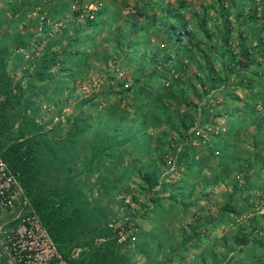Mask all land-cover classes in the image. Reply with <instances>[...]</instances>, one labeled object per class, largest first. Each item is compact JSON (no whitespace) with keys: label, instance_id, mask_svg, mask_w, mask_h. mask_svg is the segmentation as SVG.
Masks as SVG:
<instances>
[{"label":"trees","instance_id":"1","mask_svg":"<svg viewBox=\"0 0 264 264\" xmlns=\"http://www.w3.org/2000/svg\"><path fill=\"white\" fill-rule=\"evenodd\" d=\"M53 1L10 0L11 20L0 10V156L30 198L62 256L72 264H139L133 260L136 253L145 255V261L140 264H171L174 258H179L177 264H264V252L256 254L264 249V234H258L264 231V221L261 220L264 215L257 218L249 216L247 226L232 228L229 236L218 239L216 244L223 251L220 254L214 251V242L197 232L208 225L218 228L226 220L231 221L240 210L247 213L254 206L253 195L248 194L242 200L236 196L250 190L249 172L260 174L261 169L264 170V147L260 146L264 140H256V136L254 150L243 148L242 140L238 139L234 147L240 148V153L233 157L230 151L226 152L227 159L215 173V179L231 184L232 191L226 192V200L207 225H190L189 231L181 230L180 238L174 240L162 224L157 229L158 233L140 230L133 239L120 244L108 227L115 216L111 205L116 202L125 205L124 195L131 191V184L138 180L139 191L144 194L157 185L159 168L151 160L157 156V151L175 153L174 143L191 148L189 142L194 130L190 128L197 117L207 111L205 104L213 96L212 91L227 89L232 74L238 71L237 67L247 68L254 61L255 48L264 55V33L256 36L257 47H254L249 36V32L254 35L252 26L247 30L240 26L252 18L257 21L256 12L253 10L245 14V0H230L227 6L223 3L225 0H214L210 7L215 8L216 1L219 8L215 16L207 13L206 6L196 14V27L188 28L181 12L185 7L184 0H179L172 9L151 15L146 11L156 6V0H136L138 7L141 6L137 14L142 16V20L132 17L107 31L114 49H125L129 53L127 62L136 61L138 69L130 85L116 92V85L123 86L125 82L115 80L116 83H111V75L108 74L100 84L99 94L104 98L113 94L116 97L108 102L106 110L91 115L90 109L99 105V99L82 98L77 103L76 112L66 119L65 126L58 122L48 129L46 125L51 120L39 122L34 119L40 110L37 99L43 96L51 101L55 94L61 92L75 64L76 68L80 67L86 56L96 54L88 48L89 42L94 41L103 26H112L117 14L110 12L104 20L101 10L94 16L87 15L83 24L76 25L71 35L67 34V28H61L59 37L49 40L40 56L34 60L24 59L25 52L32 48L37 38L33 37L28 42L24 33L15 31L16 24L22 20L26 9L40 6L37 33H46L47 36L51 30L47 20L55 16L58 20L68 8L66 2L58 7V3L53 4ZM231 11L234 12V20L238 21L237 27L229 18ZM81 13V9L74 12L76 17ZM213 18L218 20L213 24L217 33L214 39L207 26ZM9 24L14 26L8 30L6 27ZM85 27L93 33L81 37ZM235 30L237 50L233 48ZM258 31L260 33L264 28ZM151 32L163 36L153 49L148 50L144 41ZM65 34L67 40L61 44V50H52ZM14 35L16 39L10 42ZM196 35L200 37L195 39ZM74 43L77 48L71 52L70 47ZM99 58L105 60L107 54L99 53ZM143 63L151 65V69L139 68ZM24 64H33L31 70H23V78L27 80L25 86L21 83L22 77L15 79L16 70ZM57 64L67 68L55 72L52 67ZM191 65L196 68L195 72H191L194 82L180 84V71H188ZM168 75L172 79L167 82L166 91L152 90L158 80L167 81ZM155 92L159 95L155 109L146 115V107L151 108L148 104L153 101ZM188 94L197 97L198 101L190 100ZM166 97L174 98L181 106L169 108L163 102ZM122 104L132 109L134 117L127 119L125 108L120 109ZM86 107L88 111L85 113ZM250 121L256 123L253 118ZM150 128L155 131L154 137L149 134ZM235 130L231 121L227 133ZM219 145L215 149H221ZM186 165L190 166L184 181L194 184L199 177L196 171L203 164L190 159ZM233 172L241 173L242 185L238 186L236 177L231 176ZM178 188L175 192L182 196L179 203L186 209L191 205L183 198L187 191L183 187ZM132 200L135 201V198L132 197ZM177 204V198L173 197L171 206L176 207ZM163 207L162 203L153 202L150 209L155 212L163 210ZM142 213L144 215L147 211ZM160 219L164 220L165 214ZM164 234L169 237L168 241L160 239ZM155 238H159L156 243ZM195 240L210 243L203 254L187 260L185 253L190 248L189 243ZM77 248L79 251L74 254ZM241 251H246L247 262H243L241 257L232 261ZM160 252L164 256L162 260L157 257Z\"/></svg>","mask_w":264,"mask_h":264},{"label":"rangeland","instance_id":"2","mask_svg":"<svg viewBox=\"0 0 264 264\" xmlns=\"http://www.w3.org/2000/svg\"><path fill=\"white\" fill-rule=\"evenodd\" d=\"M178 1L179 0H156V6L147 9L146 12L149 15L159 14L161 10L174 8ZM184 1L185 7L181 9V12L184 16L185 22H187L188 28L196 27V14L197 12L206 9V6L208 7L206 9L207 13L212 14V17L215 16L216 12L219 10L218 2L216 1V7H210V4L214 3V0ZM229 1L230 0L223 1L224 5H229ZM65 2L68 4L65 15L58 20L57 16L47 20V25L51 27L47 36L46 33H37L39 20L38 11L40 10V6L25 10L22 20L16 24L15 31L24 33L28 42H31L33 37H36L37 40L34 45H32V48H29L27 52H25L24 59L34 60V58L40 56L44 50L45 44L49 40H54L59 37V34H61L59 30L61 28H67V34L71 35L72 30L76 28V25L83 24L84 17L87 15L91 17L93 14L95 15L101 10V18L104 20L108 17L110 12H117V14L116 18L112 21V26H103V29L97 32L94 41L89 42L88 48L94 50L96 54L90 55L89 57L86 56L84 58L85 62L82 65L81 63L79 64L80 67L76 68L75 64L73 71H71V77L68 78L67 83L63 85L61 92L55 94L51 101H47L43 96H40V98L37 99V102L40 103V110L34 119L39 122H48V120H51V122L46 125L48 129L58 122L65 126L66 119L71 116L72 113L76 112L77 103L82 98L92 97L99 99V105L95 109H90L91 115L97 111L103 112L108 107V102L113 100L116 96L113 94L106 98L102 97L99 94L101 82L105 81L108 74L111 75V83H116L115 80L124 81L125 84L123 86L116 85L115 91L120 92V89L130 85L135 70L138 69L135 60L133 62H127V56L129 53L123 48L120 51L115 50L112 42H110L107 37V31L111 27L114 29L116 25L121 24L125 20H130L132 17H135L136 19L138 18L140 21L142 20V16L140 17L137 14L138 10H141V6L138 7L136 0H54L53 4L58 3L59 7ZM245 2V14L254 10L256 12L255 15L258 16V20L256 21V19L252 18L245 23H241L242 25L240 26L246 30L252 26L251 30H253L254 35L249 32V36L252 45L257 47L255 46L256 36L264 33V31H261L260 33L258 31L259 28H264V0H245ZM9 3L10 0L0 2V10L5 12L8 20H11L12 11L8 6ZM95 8H97V11L94 10ZM78 9H81L82 13L76 17L74 12ZM229 16L232 20V25L237 27L238 21L234 20V12L231 11ZM245 17H247V15H245ZM216 21L218 20L213 18L207 25L209 30H211L212 39H214L217 34L215 27L213 26ZM13 26L14 25L9 24L6 28L9 30L10 28H13ZM88 33L92 34L93 31L85 27L80 36L84 37ZM67 34L62 37L60 43L52 47V50L58 52L61 50V44L67 40ZM162 36L163 35L161 34L151 32L144 41L147 49H153L157 40ZM199 37V35H196L195 39H198ZM12 39H16V35H14L9 41L11 42ZM233 44V48L237 50V30L234 31ZM76 48V43H74L70 47L71 52L76 51ZM99 53H106L107 58L102 60L99 58ZM253 55L254 61L251 65L247 68L242 66L237 67L238 71L235 74H232V81L228 83L227 89L220 88L219 90L212 91L213 96L205 104L207 111L201 113L190 128V130H194L192 133V139L189 142L192 147L183 148L180 144H175L173 142V145L176 147L175 153L165 152L163 154L162 150H158L157 156L151 158L154 163L156 162L155 164H158L159 175L168 169L170 165H174L175 167V170L163 181L161 187L156 190H151V192L147 194H144L143 192L140 193L138 188L139 181L137 180L136 183L134 182L130 185L131 191L124 195V204L128 206L120 205L119 202L111 205L115 214L113 218H118L124 215L135 218L137 225L136 233L140 230L158 233L157 229L163 224L165 232L169 234V236L171 235L174 240L180 238L181 230L184 232L189 231L190 225L200 223L207 225L208 221H213L219 212L220 206L226 200V192L228 193L232 191L231 184L217 181L215 179V173L218 172L227 159L226 152L230 151V153L233 154V157L235 154L240 153V148L234 147V144L238 139L242 140L243 148H249L250 150L255 149L253 146L254 136H256V140H264V55L260 54L256 48ZM183 61L186 62V59ZM216 66L219 67V63H217ZM32 67L33 64H24L15 72V79L22 77L21 83L23 86H25L27 82V80L23 78V70H31ZM151 67V65L143 63L139 68H144L148 71ZM65 68L67 67L62 64H57L52 67V70L56 72L59 69L61 71L65 70ZM187 70L188 71H180V84H192L194 82L192 73L196 71V68L194 65H191L190 69L187 68ZM170 78L171 76L168 75L166 79L167 81L162 79L158 80L156 84H154L152 90L158 88L160 92L166 91V84L167 82L170 83L172 79ZM188 96L190 100L195 102L198 101L197 97L194 95L188 94ZM158 97V93L155 92L153 101H149L150 104H148L151 108L149 106L146 107V115L151 110L155 109L154 106ZM56 101L59 103L56 104ZM163 102L168 105L169 108L181 106L178 105L179 103H177L172 97H166L163 99ZM202 105L203 104L201 103V106ZM124 108L127 111V119L134 117L131 108L125 107V105L122 104L120 109L122 110ZM252 109H254V112H252ZM84 111L85 113L88 111L87 107ZM252 118L255 119L257 124L250 121ZM231 121L234 123L236 130L228 134L227 131ZM217 133L220 135H217ZM149 134L154 137L155 131L153 128L149 129ZM218 144H220L219 146H221V149H215V146ZM260 146L264 147V144H260ZM190 159H192V162H201V164H203L202 168L196 171L199 173V177L195 180L194 184L189 181H184V178L186 179L185 172L190 166L186 165V163L189 162ZM194 166L195 164L193 167ZM234 172L231 173V176L236 177L238 186L242 185L243 177L241 173H237V175ZM260 172V174L249 172L252 185L250 190L236 196L238 199L242 200L248 194L253 195L252 202L254 203V206L252 205L251 210L249 209L247 213L245 210H240L237 215L232 217L231 221L226 220L227 222L218 228H211L210 225H208L207 228L201 227L198 229L197 232L200 235H206L210 242H214L213 248L218 254L223 253L222 247L219 244H216L218 239H222L224 236H229L232 228L236 229L239 226H247L249 216H255L257 218V216L264 215V170L261 169ZM178 187H183L187 191L186 194L183 195V198L185 201L190 202L191 205H188L186 209H183V206L179 203L182 200V196L175 192L179 189ZM132 197L135 198V201L132 200ZM173 197H176L178 200L176 207L171 206ZM117 198L120 199L121 197L118 196ZM151 199L153 201H151ZM153 202L162 203L164 206L163 210L159 209L155 212L152 210L151 212L150 208ZM143 210L147 211L144 215L142 213ZM162 214H165L164 220L160 219L162 218ZM230 217L231 216L228 218ZM261 220L264 221L263 218ZM258 234L262 235L264 234V231H261ZM140 238L142 239V236H140ZM159 238H155L154 243H156ZM160 239L168 241L169 237L164 234ZM209 243L201 242L200 240H195L194 242L189 243L190 248L185 253L187 260L203 254L207 250ZM162 244H164V242ZM164 248L167 250L165 245ZM154 252L155 251H153L152 254ZM261 252H264V249L258 250L256 254ZM157 257L162 260L164 257L163 253H158ZM239 257L242 258L243 262H247L248 260L246 251H241L234 257V259H232V261H235ZM133 260L139 264L143 263L145 261L144 253L134 254ZM178 262L179 258H174L171 261V264H177Z\"/></svg>","mask_w":264,"mask_h":264},{"label":"built area","instance_id":"3","mask_svg":"<svg viewBox=\"0 0 264 264\" xmlns=\"http://www.w3.org/2000/svg\"><path fill=\"white\" fill-rule=\"evenodd\" d=\"M175 170L174 165L160 174L153 190L161 187L163 181ZM10 212L18 220L16 228L1 229L5 249L15 264H72L58 250L39 215L34 210L30 198L24 193L16 176L0 156V213ZM108 227L117 243L134 238L136 219L121 216L109 221ZM99 240H102L101 238ZM79 249L74 250L77 254Z\"/></svg>","mask_w":264,"mask_h":264},{"label":"crops","instance_id":"4","mask_svg":"<svg viewBox=\"0 0 264 264\" xmlns=\"http://www.w3.org/2000/svg\"><path fill=\"white\" fill-rule=\"evenodd\" d=\"M0 221V228L5 230L16 228L18 224V220L15 219V214L10 212H1ZM0 264H15L5 249L2 233H0Z\"/></svg>","mask_w":264,"mask_h":264}]
</instances>
